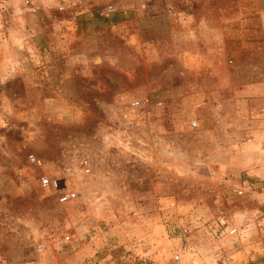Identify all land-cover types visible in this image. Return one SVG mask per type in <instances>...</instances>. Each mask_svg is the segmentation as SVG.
I'll return each mask as SVG.
<instances>
[{
	"label": "rangeland",
	"instance_id": "374dc122",
	"mask_svg": "<svg viewBox=\"0 0 264 264\" xmlns=\"http://www.w3.org/2000/svg\"><path fill=\"white\" fill-rule=\"evenodd\" d=\"M261 129L264 0H0V264H264Z\"/></svg>",
	"mask_w": 264,
	"mask_h": 264
},
{
	"label": "built area",
	"instance_id": "2783aa9c",
	"mask_svg": "<svg viewBox=\"0 0 264 264\" xmlns=\"http://www.w3.org/2000/svg\"><path fill=\"white\" fill-rule=\"evenodd\" d=\"M129 106L131 107V109H133L134 111H138L142 108L141 103H139V101H136L134 103H130ZM160 106V104H159ZM197 127V123L196 121L192 120L190 122V128L191 129H196ZM27 162L31 167H34L36 169H40L43 167L44 163L41 159H39L38 157H36L35 155H29L27 157ZM83 168L80 170V173L82 175H86L90 173V169L88 168V165H82ZM77 167V166H75ZM66 173L68 175H73L75 174V168L72 166L66 167ZM1 178V175H0ZM37 182L39 184L40 187L48 189L50 191H52L54 194L57 195V199L59 201V203H67L69 201H72L75 198V194L74 193H70V192H59L60 189V183L59 180L49 176V175H39ZM218 225L222 228H224L225 233L229 234L230 236H233L237 233V229L236 228H231L229 226H227V220L225 218H220L218 219ZM39 251H41L42 246L38 247ZM176 259H178L176 257Z\"/></svg>",
	"mask_w": 264,
	"mask_h": 264
},
{
	"label": "crops",
	"instance_id": "0c3cea01",
	"mask_svg": "<svg viewBox=\"0 0 264 264\" xmlns=\"http://www.w3.org/2000/svg\"><path fill=\"white\" fill-rule=\"evenodd\" d=\"M260 90L261 89H259V87H255V89H253L252 91L256 93L257 95H260L262 94L260 93L261 92ZM244 134L246 135L249 134V136L251 137L252 139L251 142L253 143L252 146H254L253 149L255 150V153L257 152L260 155V152H264V129H261L259 131L254 130L252 132H247V133L242 132L243 136ZM250 170L253 172V175L255 176V178H259L260 181L264 182V158L261 159V161L259 162V157H257L255 162L251 164ZM261 198L264 199V195H261Z\"/></svg>",
	"mask_w": 264,
	"mask_h": 264
},
{
	"label": "trees",
	"instance_id": "16d2710c",
	"mask_svg": "<svg viewBox=\"0 0 264 264\" xmlns=\"http://www.w3.org/2000/svg\"><path fill=\"white\" fill-rule=\"evenodd\" d=\"M120 14V13H118ZM117 15V14H115ZM80 23H85L84 24V28H89V22L90 21H93L95 23H102V24H108V23H116L118 21L117 17L116 16H107V17H100L98 14L97 15H94V17L92 19H89L88 17H85V16H82L80 19Z\"/></svg>",
	"mask_w": 264,
	"mask_h": 264
}]
</instances>
